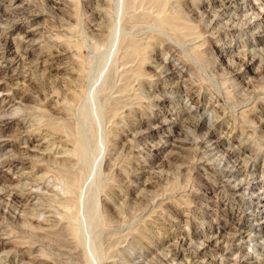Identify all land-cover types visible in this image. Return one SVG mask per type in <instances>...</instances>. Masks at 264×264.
Returning <instances> with one entry per match:
<instances>
[{
  "label": "rangeland",
  "instance_id": "rangeland-1",
  "mask_svg": "<svg viewBox=\"0 0 264 264\" xmlns=\"http://www.w3.org/2000/svg\"><path fill=\"white\" fill-rule=\"evenodd\" d=\"M30 1L0 2V36L7 35L20 53L26 41L33 54L36 51L29 55L31 60L21 56L14 67L41 83L31 86L23 77L17 81L0 77V114L13 116L0 129V163L10 155L24 160L0 165V235L21 241L23 259L32 264H194L210 255H216L217 264H237L238 259L239 264L260 262L264 257V121H259L264 118V42L259 41L264 38V0ZM223 3L229 4L226 15L214 20ZM4 9L9 12L3 16ZM34 12L37 16L29 20L27 15ZM175 14L177 19L172 18ZM230 24L241 29L233 32L227 29ZM248 24H253L255 38L243 28ZM219 30L224 31L218 34ZM47 50L60 54L52 64ZM243 52H256V58L238 60ZM169 66L175 67L174 74ZM7 91L15 100L9 104L1 99ZM201 102L209 106L206 115L216 119L218 130L234 128L232 145L244 147L243 156H251L246 164L255 178L243 183L245 194L234 203L220 192L215 182L219 173L210 175L201 165L215 163L230 146L207 143L209 131L195 128L196 117L184 119V111ZM243 113L252 119L250 123ZM26 143L29 152L23 151ZM11 190L20 192L21 201L9 195ZM67 198L71 200L65 203ZM233 231L236 237L226 242ZM208 234L213 235L212 242L224 245L222 253L212 249L200 253V243Z\"/></svg>",
  "mask_w": 264,
  "mask_h": 264
},
{
  "label": "bare ground",
  "instance_id": "bare-ground-1",
  "mask_svg": "<svg viewBox=\"0 0 264 264\" xmlns=\"http://www.w3.org/2000/svg\"><path fill=\"white\" fill-rule=\"evenodd\" d=\"M17 0H0V2H7L6 4H9V3H11V4H15V3H17L16 2ZM32 1V0H31ZM30 1V2H31ZM56 1V0H55ZM61 1V0H60ZM59 1V2H60ZM162 1V0H161ZM164 1V0H163ZM166 1V0H165ZM164 1V2H165ZM189 1V0H188ZM262 1V0H261ZM70 2V1H69ZM160 2V1H159ZM164 2H161V4H163ZM2 3V4H3ZM65 3V2H64ZM64 3H62V4H64ZM185 3V2H184ZM263 3H264V1H262V6H263ZM142 4V3H141ZM155 4V3H154ZM161 4H159L160 5V8L164 5H162L161 6ZM167 4V3H166ZM169 4V3H168ZM222 4V3H221ZM220 4V5H221ZM17 5V4H16ZM105 5H106V3H105ZM122 5V4H121ZM185 5V4H184ZM23 6V5H22ZM9 7V6H8ZM34 7V6H33ZM107 7V6H106ZM216 7V6H215ZM229 7V4H226V3H223V6H222V8H220L221 10H217L216 11V13H214L213 14V16H214V20H217L218 18H220V16L222 17V15H224V13L226 12L227 13V11H224L225 9H227ZM253 8H254V6H252ZM258 7V6H257ZM5 8V7H4ZM19 8V7H18ZM24 7H22L21 9H23ZM30 8V7H29ZM60 8V7H59ZM103 8V7H102ZM196 8V7H195ZM6 9V8H5ZM2 10V14H3V16H4V14H8V12L9 11H6V10ZM7 9H9V8H7ZM15 9V8H14ZM96 9V8H95ZM94 9V10H95ZM97 9H99V8H97ZM138 9V8H137ZM60 10V9H59ZM167 10V9H166ZM256 10V9H255ZM263 11H264V8L262 9ZM27 11V10H26ZM102 11V10H101ZM176 11V10H175ZM17 12H19L18 10H17ZM36 12H34V13H29L28 15H27V17L29 18V20H34L35 19V17L37 16L36 14H35ZM110 13V12H109ZM226 13H225V15H226ZM13 14H15L14 12H13ZM22 14V13H21ZM24 14V13H23ZM26 14H27V12H26ZM106 15H107V13H106ZM110 15V14H109ZM125 15V14H124ZM177 14H175L172 18H174L175 16H176ZM231 15V14H230ZM2 16V15H1ZM24 16V15H23ZM127 16V15H126ZM172 16V15H171ZM211 16V15H210ZM237 16V15H236ZM259 16V15H258ZM10 17V16H9ZM112 17V16H111ZM227 17H229V16H227ZM26 18V17H25ZM252 18V17H251ZM251 18H250V21H251ZM12 19V18H11ZM21 19V18H20ZM95 19V18H94ZM99 19V18H98ZM167 19H169V17L167 18ZM167 19H164V20H167ZM175 19H177L176 17H175ZM178 19H179V17H178ZM191 19V18H190ZM226 19V18H225ZM229 19V18H228ZM227 19V20H228ZM6 20V19H5ZM26 20V19H25ZM105 20H106V18H105ZM171 19H169V21H170ZM173 20V19H172ZM171 20V21H172ZM223 20V19H222ZM248 20V19H247ZM15 21V20H14ZM91 21V20H90ZM115 21V20H114ZM175 21V20H174ZM109 22V21H108ZM107 22V23H108ZM168 22V21H167ZM222 22V21H221ZM236 22V21H235ZM256 22V21H255ZM91 23V22H90ZM105 23V22H104ZM113 23V22H112ZM169 23V22H168ZM178 22H176L175 24H177ZM183 23V22H182ZM188 23V22H187ZM15 24V23H14ZM100 24V23H99ZM180 24V23H179ZM191 24V23H190ZM97 24L95 23V26H96ZM107 25V24H106ZM173 25H174V23H173ZM183 25H187V24H185V23H183ZM192 25V24H191ZM105 26V25H104ZM110 25H108V27H109ZM124 26V25H123ZM177 26V25H176ZM179 26V25H178ZM178 26H177V28H178ZM182 26V25H181ZM203 26V25H202ZM125 27V26H124ZM129 27V26H128ZM171 27V26H170ZM174 28H176L175 27V25L173 26ZM252 27H253V24L251 25V24H248L247 26H245V27H243V28H248L249 29V36L250 37H253V38H255L254 37V33H255V31H252L251 29H252ZM3 28V27H2ZM8 28V27H7ZM105 28H106V26H105ZM204 28V27H203ZM97 29H99V28H97ZM172 29V28H171ZM170 29V30H171ZM178 29H180V30H182L181 29V27L179 26V28ZM184 29H186V27L184 28ZM201 29V28H200ZM227 29H229V30H231V31H233V32H237L239 29H241L240 27H237L236 25H234V24H230L229 26H228V28ZM177 30V29H176ZM176 30H175V32H176ZM179 30V31H180ZM205 30V29H204ZM172 31H174L173 29H172ZM224 30H219V32H218V34H222V32H223ZM98 33L99 32H101V31H97ZM111 32V31H110ZM158 32H160V31H158ZM203 32V31H202ZM244 32V31H243ZM2 33V32H1ZM0 33V34H1ZM106 33V32H105ZM107 34V33H106ZM110 34V33H109ZM225 34V33H224ZM111 35V34H110ZM164 35V34H163ZM166 36V35H165ZM164 36V37H165ZM46 37V36H45ZM108 37V36H107ZM149 37V36H148ZM153 37V36H152ZM163 37V38H164ZM190 37V36H189ZM38 38V37H37ZM70 38V37H69ZM68 38V39H69ZM109 38V37H108ZM169 38V37H168ZM167 38V39H168ZM190 38H193V37H190ZM171 39V38H170ZM205 39V38H204ZM14 40V39H13ZM37 40V39H36ZM103 40V39H102ZM111 40V39H110ZM30 41V40H29ZM33 41V40H32ZM68 41V40H67ZM112 41V40H111ZM138 41H140V40H138ZM147 41V40H146ZM154 41V40H153ZM174 41H175V39H174ZM173 41V42H174ZM18 42V41H17ZM19 42H20V39H19ZM23 42V41H22ZM28 41H26V43H27ZM34 42V41H33ZM33 42H31V43H33ZM60 42V41H59ZM132 42V41H131ZM156 42V41H155ZM170 42V41H169ZM260 43H262V42H264V38L263 39H261L260 41H259ZM16 43V42H15ZM26 43H24L25 45L23 46V50H22V52L20 53L16 48H14V42L10 39V38H8V36L7 35H2V36H0V59H1V62H0V77H5V78H8L9 80H18V79H20V78H22V79H25V81H28L27 83H28V85H30L31 84V86L32 85H34V84H39L40 83V81H39V83H35V82H33L32 80H30V78L29 77H27L26 75H23L20 71H17L16 70V68L14 67V64L16 63L17 64V62L18 61H20L21 60V56H24V55H27V56H29V55H35V53H36V51L34 52V54H33V49H32V47H31V45L30 44H26ZM39 43V42H38ZM63 43V42H62ZM66 43V42H65ZM68 43V42H67ZM69 43H71V42H69ZM73 43V42H72ZM133 43V42H132ZM168 43V42H167ZM175 43V42H174ZM204 43V42H203ZM127 44V43H126ZM134 44V43H133ZM177 44V43H176ZM23 45V44H22ZM72 45V44H71ZM75 45V43L73 44V46ZM129 45V44H128ZM127 45V46H128ZM132 44H130V46H131ZM140 45V44H139ZM138 45V46H139ZM151 45V44H150ZM170 45V44H169ZM197 45V44H196ZM228 45V44H227ZM64 46H66V45H64ZM125 46V45H124ZM129 46V47H130ZM137 46V47H138ZM153 46V45H152ZM15 47H16V45H15ZM35 47H37V46H35ZM132 47V46H131ZM130 47V48H131ZM135 47V46H134ZM45 48H46V46H45ZM56 48V47H55ZM188 48V47H187ZM69 49H70V47H69ZM134 49V48H133ZM139 48H137L136 50H138ZM203 49V48H202ZM201 49V51H203ZM242 49V48H241ZM256 49V48H255ZM56 50V49H55ZM136 50H134L135 52H136ZM169 50V49H168ZM259 50H260V47H259ZM262 50H263V48H262ZM38 51V50H37ZM48 51V50H47ZM50 51V50H49ZM48 51V52H49ZM65 51V50H64ZM125 51V50H124ZM140 51H142V50H140ZM145 51V50H144ZM200 51V50H199ZM243 51V50H242ZM241 51V52H242ZM246 51V50H245ZM250 51V50H249ZM252 51H254V50H252ZM58 52V51H57ZM56 52V53H57ZM62 52V51H61ZM60 52V53H61ZM161 52V51H160ZM257 52V51H256ZM256 52H254V53H251V52H243L242 54L243 55H241V53H240V55H238L237 56V59L238 60H241V58H245L246 56L248 57V56H250V60L249 61H252L253 62V60L256 58L255 57V54H257ZM39 53V52H38ZM37 53V54H38ZM43 53V52H42ZM41 53V54H42ZM45 53V52H44ZM54 53V52H53ZM53 53H50L49 52V55H48V59L47 60H50V64H52L53 63V60H54V58H57L58 56H60V54H53ZM203 53V52H202ZM263 54L261 51H259V54ZM13 54H15L14 56H13ZM146 54V53H145ZM264 55V54H263ZM262 55V56H263ZM45 56V55H44ZM125 56V55H124ZM128 56V55H127ZM257 56V55H256ZM259 56H261V55H259ZM42 57V56H41ZM46 57V56H45ZM178 57H180V56H178ZM29 58H30V56H29ZM72 58V57H71ZM189 58V57H188ZM249 58V57H248ZM34 59H36V58H34ZM45 59V58H44ZM44 59H42V60H44ZM75 59V58H74ZM148 59V58H147ZM229 59V58H228ZM232 59V58H231ZM259 59V58H258ZM30 60H31V58H30ZM46 60V61H47ZM118 60V59H117ZM120 60V59H119ZM118 60V61H119ZM248 60V59H247ZM22 61V60H21ZM128 61V60H127ZM187 61V60H186ZM262 61V60H261ZM29 62V61H28ZM35 62V61H34ZM73 62V61H72ZM77 62V61H76ZM76 62H74V63H76ZM123 62V61H122ZM248 62V61H247ZM44 62H42V64H43ZM47 63H48V61H47ZM78 64H79V62H77ZM131 63H133V62H131ZM138 63V62H137ZM140 63V62H139ZM148 63V62H147ZM234 63V62H233ZM238 63V62H237ZM41 64V65H42ZM121 64V63H120ZM124 64H126V63H124ZM77 65V64H76ZM75 65V66H76ZM152 65V64H151ZM189 66H190V64H188ZM231 65V64H230ZM22 66V65H21ZM80 66V65H79ZM82 66V65H81ZM122 66V65H121ZM160 66V65H159ZM165 66V65H164ZM240 66V65H239ZM238 66V67H239ZM23 67V66H22ZM34 67V66H33ZM50 67H51V65H50ZM59 67V66H58ZM74 67V66H73ZM125 67V66H124ZM133 67H135V66H133ZM139 67V66H138ZM52 68H55V66L54 67H52ZM78 68H79V70L81 69L80 67H77V70H78ZM132 68V67H131ZM167 68V67H166ZM174 66H169L168 67V70L172 73V74H174ZM239 68H241V67H239ZM27 69V68H26ZM66 69V68H65ZM73 69H75V68H73ZM84 69V68H83ZM118 69V68H117ZM235 69V68H234ZM56 70V69H55ZM236 70V69H235ZM257 70V69H256ZM264 70V69H263ZM68 71V70H67ZM72 71V70H71ZM125 71V70H124ZM25 72V71H24ZM76 72V71H75ZM129 72H131V71H129ZM129 72L127 73V74H129ZM138 72V71H137ZM139 72H140V70H139ZM144 72V71H143ZM230 72V71H229ZM78 73V72H77ZM82 73V72H81ZM232 73V72H231ZM57 74V73H56ZM76 75H80V74H76ZM159 75V74H158ZM179 75V74H178ZM82 76V75H81ZM119 76V75H118ZM147 76V75H146ZM161 76V75H160ZM131 77V76H130ZM129 77V78H130ZM69 78V77H68ZM70 79V78H69ZM74 79H75V77H74ZM139 79V78H138ZM249 79V78H248ZM225 80V79H224ZM228 80V79H227ZM43 81V80H42ZM14 82V81H13ZM73 82H77V81H73ZM145 82V81H144ZM175 82V81H174ZM173 82V83H174ZM126 83V82H125ZM140 83V82H139ZM254 83V82H253ZM253 83H250V86H252L251 84H253ZM77 84V83H76ZM75 84V85H76ZM39 85H41V83L39 84ZM237 85H239V84H237ZM69 86V85H68ZM121 86V85H120ZM230 86V85H229ZM33 87H35V86H33ZM63 87V86H62ZM72 87H74V85L72 86ZM78 87V86H77ZM188 87V86H187ZM234 87V86H233ZM253 88H255L254 87V85L252 86ZM70 88V87H69ZM72 89V88H71ZM75 89V88H74ZM77 89V88H76ZM130 89V88H129ZM140 89V88H139ZM149 89V88H148ZM176 89V88H175ZM178 89V88H177ZM131 90V89H130ZM252 90V89H251ZM258 90V89H257ZM69 91H70V89H69ZM68 91V92H69ZM72 91V90H71ZM186 91V90H185ZM199 91V90H198ZM253 91H254V89H253ZM259 91V90H258ZM8 92V94L7 95H5V96H3L1 99L2 100H4V101H7V103L9 104V103H11V102H14L15 100H14V98L12 97L13 96V92H11V93H9V91H7ZM81 92V91H80ZM122 92V91H121ZM153 92V91H152ZM189 92V91H188ZM117 93H119V92H117ZM70 94H71V96H73L74 97V99H77L78 97H77V95H76V93H73V91L72 92H70ZM214 94V93H213ZM26 94L24 93L22 96H25ZM153 95V94H152ZM180 95V94H179ZM191 95H192V93H191ZM65 96V95H64ZM70 96V97H71ZM187 96V95H186ZM72 97V98H73ZM76 97V98H75ZM136 97V96H135ZM151 97V96H150ZM190 97H192V96H190ZM213 97V96H212ZM68 98V97H67ZM139 98V97H138ZM255 98V97H254ZM69 99V98H68ZM73 99V100H74ZM134 99V98H133ZM137 99V98H136ZM247 99V98H246ZM117 100V99H116ZM246 101V100H245ZM75 102V101H74ZM122 102V101H121ZM128 102V101H127ZM172 103H173V101H171ZM71 103V102H70ZM117 103V102H116ZM130 103V102H129ZM202 103V102H201ZM225 103V102H224ZM113 104V103H112ZM125 104V103H124ZM129 105V104H128ZM67 106V105H66ZM153 106V105H152ZM190 106V105H189ZM71 107V106H70ZM118 107V106H117ZM185 107V106H184ZM209 108V106L207 105V104H204V103H202L200 106H198V105H196V106H194L193 107V109L192 110H190V107L188 108V109H186L184 112H185V115H186V117L184 118L186 121L188 120V118L190 117V115H194L196 118H195V120L193 121V125L195 126V128H197V129H206V131H209V133H208V135L206 136L207 137V139H204L207 143L209 142L211 145H212V143L213 144H216L217 142H219V143H225V145L227 144V145H229L230 147H228L227 148V150L224 152H222V154H221V156H217L215 159V163H208V162H202L201 163V165H202V169L205 171V172H208L210 175H214V176H218V174L217 173H219V175L220 176H218L219 178H217L218 179V181H216L215 180V182L216 183H218V187H220V188H222V189H220V192L222 191V194L224 193V194H226V196L225 197H227L228 198V200H229V202L230 203H234V202H236V198L239 196V197H241V196H243L244 194H245V192H244V188L246 187V186H244V188H243V183H247V184H249V178H255V176H254V170L253 169H251V168H247V162H248V159H250V157L251 156H249L248 155V157L246 158V155L245 156H243V153H244V147H241V149H240V147L238 148L237 146L236 147H234L233 145H232V142H233V139H234V137H235V135H234V130H232V129H234V128H232L231 130H227V132L226 131H220V130H218V128H217V126H219V124H218V122H216V119H214L213 118V116H212V118L214 119V120H212L210 117H208L207 115H206V113H208V109ZM211 108V107H210ZM228 108V107H227ZM21 109V108H20ZM67 109H68V107H67ZM69 109H71V108H69ZM184 110V109H183ZM140 112V111H139ZM211 112H212V110H211ZM233 112V111H232ZM259 112H262V111H259ZM69 113V112H68ZM68 113H67V115H68ZM112 113V112H111ZM115 113H116V111H115ZM138 113V112H137ZM221 113V112H220ZM242 113V112H241ZM232 114V113H231ZM255 114V113H254ZM128 115V114H127ZM138 115V114H137ZM219 115V114H218ZM222 115H223V113H222ZM140 116V115H139ZM193 116V117H194ZM243 117H245L244 119L247 121V124H248V122L250 123V121L252 120L251 118H249V116L247 115V114H244L243 113V115H242ZM118 117V116H117ZM130 117V116H129ZM12 118H13V116L12 115H9V114H0V129H1V126H6L11 120H12ZM217 118V117H216ZM226 118V117H225ZM228 118V117H227ZM242 118V117H241ZM68 119V118H67ZM72 119V118H71ZM125 119H127V118H125ZM239 119V118H238ZM222 120H224V119H222ZM250 120V121H249ZM66 121V120H65ZM129 121V120H128ZM192 121V120H191ZM225 121V120H224ZM229 121V120H228ZM259 121L260 122H263L264 121V118L263 117H259ZM258 121V122H259ZM64 122V121H63ZM118 122V121H117ZM130 122V121H129ZM183 122V121H182ZM68 123V122H67ZM66 122H65V124L66 125H69V123L67 124ZM72 123V122H71ZM133 123V122H132ZM233 123V122H232ZM243 123V122H242ZM245 123V122H244ZM252 123V122H251ZM65 124H63V126L65 125ZM118 124V123H117ZM123 124H124V122H123ZM115 125V124H114ZM133 125V124H132ZM232 125V124H231ZM230 125V126H231ZM70 126V125H69ZM124 126V125H123ZM234 126V125H233ZM240 126H242V125H240ZM239 126V127H240ZM246 126V125H245ZM71 127V126H70ZM169 127V126H168ZM210 127L213 129V130H210ZM226 127V126H225ZM243 127V126H242ZM65 128V127H64ZM63 128V129H64ZM170 128V127H169ZM247 128V127H246ZM66 129H68V127L66 126ZM128 129V128H127ZM223 129V128H222ZM229 129V128H228ZM254 129V128H253ZM72 130V129H71ZM138 130H140V129H138ZM241 130V128L239 129V131ZM243 130V129H242ZM245 130V129H244ZM199 131V130H198ZM248 132V131H247ZM70 133V132H69ZM139 133V132H138ZM205 133V132H204ZM227 133V137H224L223 135H225ZM149 134V133H148ZM250 134V133H249ZM71 135V134H70ZM240 135V134H239ZM242 135V134H241ZM150 136V135H149ZM148 136V137H149ZM191 136V135H190ZM72 137V136H71ZM76 137L74 136V138H72L75 142H76V139H75ZM139 138V137H138ZM248 138H251V137H248ZM4 139H6V138H4ZM69 139V138H68ZM3 140V137H2V133L0 132V146H1V141ZM160 140V139H159ZM222 140H223V142H222ZM5 141V140H4ZM28 141V140H27ZM27 141H25V142H27ZM68 141V140H67ZM129 141H131V140H129ZM135 141V140H134ZM138 141V140H137ZM181 141V140H180ZM188 141V140H187ZM203 142V141H202ZM242 142H244V141H242ZM207 143H205V144H207ZM235 143V142H234ZM170 144V143H169ZM181 144V143H180ZM209 144V145H210ZM237 144H238V142H237ZM250 144V143H249ZM151 145V144H150ZM173 145V144H172ZM171 145V146H172ZM203 145H204V143H203ZM239 145H241V143L239 144ZM121 146V145H120ZM140 146V145H139ZM178 147V148H184V147H182L181 145H178V144H174V147ZM202 146V145H201ZM200 146V147H201ZM247 146V145H246ZM217 147V146H216ZM215 147V148H216ZM60 148V147H59ZM76 148V147H75ZM118 148V147H117ZM177 148V149H178ZM247 148H248V146H247ZM250 148V147H249ZM62 149V148H61ZM60 149V150H61ZM79 149V148H78ZM121 149V148H120ZM135 149V148H134ZM214 149V148H213ZM217 149V148H216ZM64 150V149H63ZM77 150V149H76ZM124 150V149H123ZM164 150V149H163ZM187 150V149H186ZM249 150V149H248ZM247 150V151H248ZM23 151H25V152H29L30 151V145H29V143H26V145H24L23 146ZM68 151H70L71 152V150H68ZM67 151V152H68ZM78 151V150H77ZM82 151V150H81ZM195 151V150H194ZM215 151V150H214ZM246 151V152H247ZM70 152L67 154V155H69L70 154ZM171 152V151H170ZM173 152H175V151H173ZM172 152V153H173ZM178 152V151H177ZM189 152V151H188ZM217 152V151H216ZM245 152V153H246ZM250 152V151H249ZM252 152V151H251ZM254 152V151H253ZM252 152V153H253ZM64 153V152H63ZM62 153V154H63ZM120 153V152H119ZM128 154V153H127ZM251 154V153H250ZM19 155V154H18ZM66 155V156H67ZM71 155V154H70ZM69 155V156H70ZM76 155V154H75ZM204 155H205V153H204ZM203 155V156H204ZM209 155V154H208ZM65 156V155H64ZM117 156V155H116ZM132 156H133V154H132ZM179 156V155H178ZM183 156V155H182ZM189 156V155H188ZM187 156V157H188ZM74 157V156H73ZM118 157V156H117ZM185 157V156H184ZM67 158H68V156H67ZM70 158V157H69ZM110 158V157H109ZM114 158H115V156H114ZM186 158V157H185ZM189 158V157H188ZM211 158V157H210ZM3 159V158H2ZM206 159H208V158H206ZM254 159V158H253ZM75 160V159H74ZM113 160H115V159H113ZM211 160V159H210ZM24 162V160H22V159H20V158H14L13 156H9V157H6V158H4L2 161H1V163L2 164H5V165H7L8 167L9 166H14L15 165V163H17V162ZM66 161V160H65ZM212 161V160H211ZM214 162V161H213ZM251 162V161H250ZM1 163H0V165H1ZM74 163V162H73ZM68 164V163H67ZM78 164V163H77ZM53 165V164H52ZM54 165H55V163H54ZM108 165V164H107ZM72 166H73V164H72ZM69 167V166H68ZM110 167V166H109ZM185 168H186V166H185ZM184 168V169H185ZM125 170V169H124ZM162 170V169H161ZM185 171V170H184ZM44 173H45V171H44ZM125 173V172H124ZM132 173V172H131ZM159 173V172H158ZM184 173V172H183ZM42 174V173H41ZM83 174V173H82ZM22 175V174H21ZM43 175V174H42ZM154 175H156V174H154ZM38 176V175H37ZM223 176H225L224 178H226V179H222V177ZM36 177V176H35ZM41 177V176H40ZM154 177V176H153ZM230 178H233L232 180H234V181H230ZM40 179V178H39ZM149 179V178H148ZM152 180V179H151ZM113 182V181H112ZM123 182V181H122ZM132 183V182H131ZM112 184V183H111ZM110 184V185H111ZM120 184H121V181H120ZM76 186H78V185H76ZM16 188V187H15ZM31 188V187H30ZM125 188V187H124ZM120 189V188H119ZM32 190V189H31ZM56 190V189H55ZM107 190V189H106ZM19 191H20V189H19ZM30 191V190H29ZM58 191V190H57ZM146 191V190H145ZM59 192V191H58ZM106 192H108V191H106ZM105 192V193H106ZM124 192V191H123ZM20 192H18V191H16V190H11V191H9V195L12 197V198H14V199H16V201H21V196H20V194H19ZM76 194V193H75ZM115 194V193H114ZM50 195V194H49ZM109 195V194H108ZM163 195V194H162ZM48 196V195H47ZM50 196H52V195H50ZM70 196H72V195H70ZM74 196V195H73ZM75 197V196H74ZM77 197V196H76ZM118 197V196H117ZM116 197V198H117ZM145 197V196H144ZM263 197V196H262ZM50 198V197H49ZM111 198V197H110ZM146 198V197H145ZM26 199V198H25ZM151 199V198H150ZM49 200V199H48ZM71 199L70 198H67L66 199V201L67 202H65L64 200H63V202H65V203H68L69 201H70ZM106 200V199H105ZM111 200V199H110ZM148 200V199H147ZM153 200V199H152ZM7 201V200H6ZM107 201V200H106ZM131 201V200H130ZM41 202V201H40ZM62 202V203H63ZM122 202V201H121ZM157 202H158V200H157ZM182 202V201H181ZM14 203V202H13ZM64 203V204H65ZM59 205H60V203H58ZM73 204V203H72ZM122 204V203H121ZM158 204V203H157ZM160 204V203H159ZM33 205V204H32ZM63 205V204H62ZM116 205V204H115ZM184 205V204H183ZM69 206V205H68ZM71 206H73V205H71ZM76 206V205H75ZM120 206V205H119ZM127 206H128V204H127ZM231 206V205H230ZM79 207V206H78ZM114 207V206H113ZM159 207V206H158ZM64 208V207H63ZM66 208H68V207H66ZM76 208V207H75ZM232 208V207H231ZM62 209V208H61ZM65 209V208H64ZM63 209V210H64ZM71 209V208H70ZM230 209V208H229ZM60 210V209H59ZM62 210V211H63ZM68 210V209H67ZM76 210H77V208H76ZM120 210V209H119ZM186 210V209H185ZM237 210V209H236ZM59 212V211H58ZM232 213H233V210L231 211ZM55 213V212H54ZM71 213V212H70ZM79 213V212H78ZM108 213V212H107ZM112 213V212H111ZM111 213H110V215H111ZM116 213H117V211H116ZM63 214V213H62ZM67 214H69V213H67ZM73 214V213H72ZM187 214V213H186ZM61 215V214H60ZM108 215V214H107ZM20 216V215H19ZM22 216V215H21ZM67 217H68V215H66ZM65 216V217H66ZM71 216V215H70ZM74 216V215H73ZM24 217V216H23ZM59 217V216H58ZM57 217V218H58ZM148 217V216H147ZM19 218V217H18ZM138 218V217H137ZM160 218H161V216H160ZM191 218V217H190ZM53 219V218H52ZM67 219V218H66ZM65 219V220H66ZM69 220L68 221H70V220H72V218L70 217V218H68ZM148 219V218H147ZM21 220V219H20ZM61 220V219H60ZM171 220V219H170ZM175 220V219H174ZM184 221V220H183ZM136 222V221H135ZM225 222V221H224ZM32 223V222H31ZM72 223V222H71ZM52 225H53V222L51 223ZM63 225V224H62ZM222 225V224H221ZM37 226H38V224H37ZM56 226V225H55ZM69 227V226H68ZM65 228V227H64ZM71 229V231H72V228H73V226L72 227H70ZM183 228V227H182ZM247 228V230L249 229V226H247L246 227ZM251 228V227H250ZM44 229V228H43ZM62 229V228H61ZM47 230H49V229H47ZM59 230V229H58ZM57 230V231H58ZM73 230H74V228H73ZM237 230H239V229H237ZM236 230V231H237ZM19 231V230H18ZM54 231H55V229H54ZM26 232H27V230H26ZM38 232V231H37ZM74 232V231H73ZM229 232V231H228ZM23 233V232H22ZM39 233H40V231H39ZM53 233V232H52ZM60 233V232H59ZM63 233V231L61 232V234ZM66 233V232H65ZM183 233V232H182ZM26 234H28V233H26ZM41 234V233H40ZM43 235L44 234H46V233H42ZM184 234H185V232H184ZM230 234V233H229ZM38 235V234H37ZM52 235H54V234H52ZM56 235V234H55ZM65 235V234H64ZM215 235V234H214ZM239 235V234H238ZM40 236V235H39ZM185 236V235H184ZM188 236V235H187ZM248 236V235H247ZM23 237V236H22ZM48 237V236H47ZM52 237V236H51ZM55 237V236H54ZM134 237V236H133ZM236 237V232H231V234L226 238V242L227 241H230V240H233L234 238ZM25 238V237H24ZM42 238V237H41ZM58 238V237H57ZM61 238V237H60ZM64 238V237H63ZM135 238V237H134ZM212 238H213V235H207L205 238H204V240L202 239V241H201V243H200V245H202V247H201V251H200V253L201 254H204V253H206L208 250H210V249H212L211 251L212 252H220V253H222L223 251H224V249H225V247H224V245H222V244H219V243H217V242H212ZM43 239V238H42ZM178 239V238H177ZM182 239V238H181ZM63 240V239H62ZM137 240V239H136ZM215 240V239H214ZM21 242V241H20ZM20 242H18V241H11L10 239H6L5 237H3V236H1L0 235V251H2V255L0 256V261H12V263L11 264H24V263H26V264H32L34 261H26L25 259H23L24 258V254L22 253V251L20 252V248H21V244H20ZM73 242V241H72ZM135 242V241H134ZM22 243V242H21ZM69 243V242H68ZM213 243H215V244H213ZM212 244L214 245V246H212ZM224 244V243H223ZM260 244V243H259ZM262 246V245H261ZM199 247V246H198ZM261 248V247H260ZM48 249H49V247H48ZM252 249V248H251ZM264 250V249H263ZM25 251V250H24ZM43 252V251H42ZM64 252V251H63ZM68 252V251H67ZM44 253V252H43ZM65 253V252H64ZM199 253V252H198ZM264 253V252H263ZM47 254V253H46ZM66 254V253H65ZM209 254V253H208ZM43 255V254H42ZM56 255V254H55ZM58 256H59V254H57ZM67 255V254H66ZM72 255V254H71ZM247 255V254H246ZM264 255V254H263ZM216 256V255H215ZM215 256L213 257V256H211L210 255V257L208 258V260H205V262H203V261H198L197 263H196V261H195V263L194 264H217V260L215 259ZM240 256V255H239ZM262 256V255H261ZM37 257V256H36ZM67 257V256H66ZM174 257V256H173ZM241 257V256H240ZM239 257V258H240ZM254 257V256H253ZM257 257V256H256ZM255 257V258H256ZM26 258V257H25ZM52 258H54V257H52ZM56 258V257H55ZM31 259V258H30ZM41 259V258H40ZM162 259V258H161ZM46 260H48V259H46ZM55 260V259H54ZM197 260V259H196ZM201 260V259H200ZM259 260H261L260 262H258L257 264H264V257L262 258V259H259ZM259 260H257V261H259ZM16 261V263H14ZM25 261V262H24ZM223 261V260H222ZM36 262V261H35ZM42 262V261H41ZM57 262V261H56ZM190 262V261H189ZM232 262V261H231ZM235 262L237 263V264H239L241 261H239V259H238V261H236L235 260ZM62 263V262H61ZM60 263V264H61ZM64 263V262H63ZM219 263V262H218ZM55 264H57V263H55ZM163 264V263H162ZM187 264V263H186ZM193 264V263H192ZM220 264H221V262H220ZM226 264V263H225ZM230 264V263H229Z\"/></svg>",
  "mask_w": 264,
  "mask_h": 264
}]
</instances>
